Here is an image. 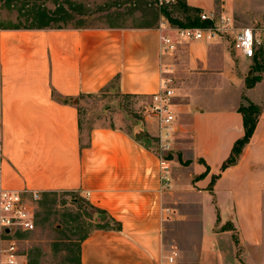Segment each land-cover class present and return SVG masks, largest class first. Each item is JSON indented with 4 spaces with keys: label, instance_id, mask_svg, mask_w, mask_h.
I'll return each mask as SVG.
<instances>
[{
    "label": "crops",
    "instance_id": "0c3cea01",
    "mask_svg": "<svg viewBox=\"0 0 264 264\" xmlns=\"http://www.w3.org/2000/svg\"><path fill=\"white\" fill-rule=\"evenodd\" d=\"M182 1L231 15L230 0ZM160 23L4 27L0 8L1 185L73 195L100 212L80 264H163L172 251L175 264H264V71L247 88L246 59L232 57L230 38L180 42ZM162 35L174 45L169 53ZM165 77L175 94L167 188L153 118L132 130L119 118L113 128H89L76 103L106 90L149 101ZM248 102L260 107L253 135L222 170L244 135L238 108Z\"/></svg>",
    "mask_w": 264,
    "mask_h": 264
},
{
    "label": "rangeland",
    "instance_id": "374dc122",
    "mask_svg": "<svg viewBox=\"0 0 264 264\" xmlns=\"http://www.w3.org/2000/svg\"><path fill=\"white\" fill-rule=\"evenodd\" d=\"M177 1L168 6H158L155 0H0V8L4 27L138 28L167 21L164 10L182 24L187 23V18L197 16L194 12L186 13ZM230 2V14L236 27L251 26L264 31V0ZM230 53L236 58L232 50ZM243 68L241 78L246 87L260 78L264 71V48L254 59L246 60ZM148 102L140 97L123 96L107 90L76 99L89 128H113L119 118L118 125L130 130L140 125ZM73 198V195L63 193L42 195L36 210L35 231L19 235L24 264H80V243L90 231L101 226V220L100 212L94 211L81 198L76 197V201ZM2 242L0 236V248Z\"/></svg>",
    "mask_w": 264,
    "mask_h": 264
},
{
    "label": "built area",
    "instance_id": "2783aa9c",
    "mask_svg": "<svg viewBox=\"0 0 264 264\" xmlns=\"http://www.w3.org/2000/svg\"><path fill=\"white\" fill-rule=\"evenodd\" d=\"M158 6H168L177 0H155ZM199 20L204 23L201 27H173L168 22L160 23L167 30L175 32L180 42L206 41L217 38H230L232 51L246 59L256 57L264 45V33L253 27L237 28L231 15L204 12L199 14ZM160 44L163 54L174 49L171 38L168 35L160 36ZM169 74L168 70L163 71ZM171 78H161L158 91L153 94L144 108V117L153 118L157 125L155 154L158 160V179L163 188L169 183V164L167 154L172 148V125L175 119L172 109L174 97ZM42 196L34 190L8 189L1 185L0 180V236L3 241L0 248L2 264H24L19 249V235L33 233L36 229V210ZM166 216L173 212L163 209ZM166 220V219H165ZM8 231V232H7ZM175 251L164 256L163 264H175Z\"/></svg>",
    "mask_w": 264,
    "mask_h": 264
},
{
    "label": "trees",
    "instance_id": "16d2710c",
    "mask_svg": "<svg viewBox=\"0 0 264 264\" xmlns=\"http://www.w3.org/2000/svg\"><path fill=\"white\" fill-rule=\"evenodd\" d=\"M177 4L179 6H181L185 12H194L197 16L194 18H187V23L186 24H182L181 22H179L178 20H174L170 17V15L168 13L165 12L164 10V15L167 19V21L175 27H201L204 25V23H201L199 20V14L201 13V10L196 9V8H190L186 5V3L182 0L177 1ZM260 80V78H258L257 80H253L251 83L247 84V88L252 87L256 82H258ZM239 113L242 116L243 119V129H244V135L241 139L237 140L234 145L233 148L231 150V155L229 156V158L225 161V163L222 165V170L226 169L227 167L233 165L238 156L240 155L243 147L249 142L251 136L253 135L254 129H255V125L257 122V118L260 114V110L257 108L256 105L248 102L247 105H241L238 108Z\"/></svg>",
    "mask_w": 264,
    "mask_h": 264
},
{
    "label": "water",
    "instance_id": "95a60500",
    "mask_svg": "<svg viewBox=\"0 0 264 264\" xmlns=\"http://www.w3.org/2000/svg\"><path fill=\"white\" fill-rule=\"evenodd\" d=\"M141 134H142V131L139 130L138 128H136V129H135V135H134L135 139L138 140V139L140 138ZM7 232H8V231H7Z\"/></svg>",
    "mask_w": 264,
    "mask_h": 264
}]
</instances>
